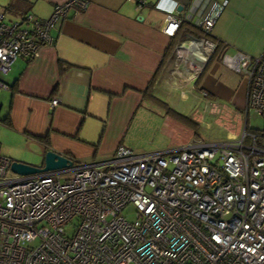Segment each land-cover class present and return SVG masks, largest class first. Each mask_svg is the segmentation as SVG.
I'll list each match as a JSON object with an SVG mask.
<instances>
[{
    "label": "built area",
    "instance_id": "built-area-1",
    "mask_svg": "<svg viewBox=\"0 0 264 264\" xmlns=\"http://www.w3.org/2000/svg\"><path fill=\"white\" fill-rule=\"evenodd\" d=\"M75 3L86 5L58 3L46 19L0 9V71L52 45V28ZM228 3L209 2L198 22L203 32L212 34ZM185 20L176 6L168 9L163 32L172 37ZM190 39L193 80L218 41ZM221 56L246 80V112L262 115L260 132L247 124L236 140L192 139L165 150L119 144L103 162L69 156L73 164L30 174L14 171L0 151V264H264V51ZM9 87L0 78V90ZM201 93L202 101L208 93Z\"/></svg>",
    "mask_w": 264,
    "mask_h": 264
},
{
    "label": "crops",
    "instance_id": "crops-1",
    "mask_svg": "<svg viewBox=\"0 0 264 264\" xmlns=\"http://www.w3.org/2000/svg\"><path fill=\"white\" fill-rule=\"evenodd\" d=\"M10 1L0 0V5ZM64 1L68 0H17L15 4H21L19 13L31 11L49 18L55 5ZM83 1L86 5L75 3L56 22L52 45L41 46L33 59L21 57L12 64L8 82L15 86L1 89L10 96L4 118L0 117V142L13 136L36 143L42 155L55 149L79 161L108 160L119 144L124 145L131 125L140 124L148 101L158 103L145 90L160 69L153 91L162 100L167 101V94L177 89L183 98L190 89L202 95V88L209 97L236 101L239 82L244 79L220 58L210 61L198 87L195 79L188 80L187 63L190 57L197 60L189 42L197 35L187 24L162 65L172 41L163 32L165 8L178 3L181 16L198 24L209 2L223 0ZM218 20L210 35L228 43L230 51L240 49L254 55L264 51V0H229ZM61 62L68 64L65 70ZM241 95L244 98L247 91ZM54 97L60 101L53 106ZM45 135L49 146L40 139Z\"/></svg>",
    "mask_w": 264,
    "mask_h": 264
},
{
    "label": "rangeland",
    "instance_id": "rangeland-1",
    "mask_svg": "<svg viewBox=\"0 0 264 264\" xmlns=\"http://www.w3.org/2000/svg\"><path fill=\"white\" fill-rule=\"evenodd\" d=\"M10 74L11 71L7 73L0 71V78L8 81ZM245 88L246 80L244 79L239 82L238 92L235 94L236 101H230L226 97H209L208 101L202 102L198 93L188 91L187 98H183L178 89L174 90V93L171 91L167 94L170 106L186 115H193L200 121L199 134L196 133V129L187 126L181 118L168 113L166 107L148 101V108L144 107L141 111L143 115L140 114V124L137 121L131 125L123 143L126 144L125 146L131 145L135 151L141 152L177 147L189 143L192 139L236 140L242 136L247 124L251 130L260 132L263 128V117L253 107L246 112V96L243 98L241 95V92L246 94ZM9 96L8 90L0 91V105L3 104L0 111L2 119L9 105ZM149 108L151 111L146 112ZM259 139L264 142L260 137ZM0 151L12 159L37 165L44 162L41 148L36 143L16 140L13 136H7L0 142ZM70 174L72 175V172ZM62 176L67 177L68 175L63 173ZM126 212L132 220L135 215V206L131 204Z\"/></svg>",
    "mask_w": 264,
    "mask_h": 264
},
{
    "label": "trees",
    "instance_id": "trees-1",
    "mask_svg": "<svg viewBox=\"0 0 264 264\" xmlns=\"http://www.w3.org/2000/svg\"><path fill=\"white\" fill-rule=\"evenodd\" d=\"M15 2H17V0L15 1V0H12V1H10L9 3H7V5H0V9L2 10H4L6 13H8V14H11V15H13V16H19V17H23V18H25L26 17V15H28V14H32V15H34L31 11H26V13H19L18 11L21 9V4H15ZM158 5V4H157ZM37 19L38 18H41V19H46V18H44V17H40V16H37V15H34ZM184 24L186 25V26H188L189 27V31L191 32V33H193L194 35H197L198 37H205V38H211L212 40H214V41H218L217 42V44H218V47H217V49H216V52L212 55V57H211V59L209 60V62H208V64L204 67V70L198 75V78H196L195 79V81H196V84H197V87L199 86V84H200V79L202 78V76L204 75V73L206 72V70H207V66L209 65V63H210V61H212L214 58H220V59H222V53L226 50V49H230V45L228 44V43H226V42H224L223 40H218V39H216V38H214V37H211L212 35H210V34H206L205 32H203L202 31V29H201V27L198 25V24H195V23H193V21H184V23H182V25H181V27L178 29L179 31L178 32H176V34L174 35V36H172V41H171V43H170V45H169V48L167 49V51H166V53H165V55H164V60H163V62H162V65H164L166 62H167V59H168V57L172 54V52H173V50L175 49V45L177 44V42H178V40H179V38H180V36L183 34L182 33V31H183V28H184ZM209 35H210V37H209ZM25 58V57H23V56H20V57H18V58ZM35 58V57H34ZM25 59H33L32 57H29V58H25ZM62 63V70H65V68L66 67H68V64L66 63V62H61ZM12 68V67H11ZM11 68L8 70V71H10L11 70ZM7 71V72H8ZM7 72H4V73H7ZM160 72H161V69L159 70V71H157V73H156V75H155V77H154V79H153V81L151 82V84H150V86L148 87V89H146L145 90V95H147V96H149L150 98H152L153 100H155V101H157L158 103H160L161 105H164V106H166L167 107V110H168V112L169 113H171L172 115H174V116H177L178 118H181L182 119V121L185 123V124H187V126L189 125L190 127H193L194 129H196V133L197 134H199L198 133V128H199V126H200V121L198 120V119H196L193 115H186V114H184V113H182V112H180L178 109H176V108H174V107H172V106H170L168 103H167V101H165V100H162L159 96H157V95H155V93H154V91H153V88H154V86H155V81H156V79L158 78V76L160 75ZM4 80V79H3ZM4 81H7V80H4ZM8 82V81H7ZM16 84H17V81L15 82ZM8 84L10 85V87L9 88H11V87H14L15 85L14 84H10L9 82H8ZM8 88V89H9ZM197 89H199V88H197ZM201 90H203L202 88H201ZM206 91V90H205ZM201 92V91H200ZM207 92V91H206ZM208 93V92H207ZM209 94L210 93H208V97H209ZM42 141H44L46 144H47V146H49L50 145V139H49V137L48 136H46L45 135V137H43V138H40ZM202 139V138H201Z\"/></svg>",
    "mask_w": 264,
    "mask_h": 264
},
{
    "label": "water",
    "instance_id": "water-1",
    "mask_svg": "<svg viewBox=\"0 0 264 264\" xmlns=\"http://www.w3.org/2000/svg\"><path fill=\"white\" fill-rule=\"evenodd\" d=\"M178 9L182 11V5ZM43 160L44 162L41 165H37L13 159L12 169L18 173L30 174L33 172H44L45 170H55L73 164V159L55 149L46 150L43 154Z\"/></svg>",
    "mask_w": 264,
    "mask_h": 264
},
{
    "label": "bare ground",
    "instance_id": "bare-ground-1",
    "mask_svg": "<svg viewBox=\"0 0 264 264\" xmlns=\"http://www.w3.org/2000/svg\"><path fill=\"white\" fill-rule=\"evenodd\" d=\"M191 48L196 52L197 51V46L196 45H191Z\"/></svg>",
    "mask_w": 264,
    "mask_h": 264
},
{
    "label": "clouds",
    "instance_id": "clouds-1",
    "mask_svg": "<svg viewBox=\"0 0 264 264\" xmlns=\"http://www.w3.org/2000/svg\"><path fill=\"white\" fill-rule=\"evenodd\" d=\"M177 5H178V3H177L175 6L177 7ZM159 6H160V4L157 5V7H159ZM175 6H173V8H174ZM171 8H172V7H171ZM177 9H178V7H177ZM165 10L168 11V8H165Z\"/></svg>",
    "mask_w": 264,
    "mask_h": 264
}]
</instances>
